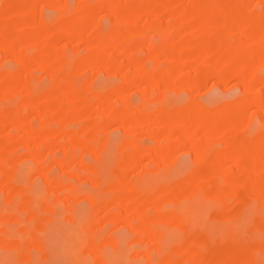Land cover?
Instances as JSON below:
<instances>
[{
	"label": "rangeland",
	"instance_id": "obj_1",
	"mask_svg": "<svg viewBox=\"0 0 264 264\" xmlns=\"http://www.w3.org/2000/svg\"><path fill=\"white\" fill-rule=\"evenodd\" d=\"M0 264H264V0H0Z\"/></svg>",
	"mask_w": 264,
	"mask_h": 264
}]
</instances>
